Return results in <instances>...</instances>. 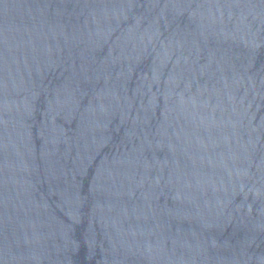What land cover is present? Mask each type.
<instances>
[{
	"label": "water",
	"instance_id": "95a60500",
	"mask_svg": "<svg viewBox=\"0 0 264 264\" xmlns=\"http://www.w3.org/2000/svg\"><path fill=\"white\" fill-rule=\"evenodd\" d=\"M0 264H264V0H0Z\"/></svg>",
	"mask_w": 264,
	"mask_h": 264
}]
</instances>
